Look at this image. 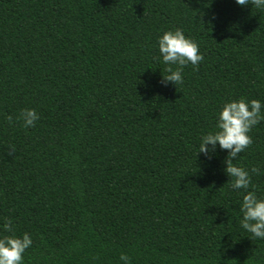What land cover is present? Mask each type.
I'll list each match as a JSON object with an SVG mask.
<instances>
[{
    "label": "trees",
    "instance_id": "16d2710c",
    "mask_svg": "<svg viewBox=\"0 0 264 264\" xmlns=\"http://www.w3.org/2000/svg\"><path fill=\"white\" fill-rule=\"evenodd\" d=\"M177 28L203 59L165 85ZM241 98L264 104L252 0H0V237H31L23 264H264L227 150L199 153ZM247 135L232 163L264 199V119Z\"/></svg>",
    "mask_w": 264,
    "mask_h": 264
},
{
    "label": "clouds",
    "instance_id": "9594fccd",
    "mask_svg": "<svg viewBox=\"0 0 264 264\" xmlns=\"http://www.w3.org/2000/svg\"><path fill=\"white\" fill-rule=\"evenodd\" d=\"M238 5H247L249 0H235ZM256 7H264V0H252ZM157 46L162 62L168 67L165 68L166 75L162 77V83L174 85L183 82L182 69L187 64L193 67L203 59L199 54L198 45L186 38L179 28L165 31L157 38ZM171 65H176L173 70ZM264 104L259 100L246 101L244 98L226 102L217 115L216 128L214 133H209L201 137L199 153L206 157L212 153L218 145L221 150H227V157L224 161L226 167L225 174L234 177L233 189H243L247 192L243 196L241 212L243 218L240 221L242 229L251 233L254 238L264 239V199H258L255 192L247 191L250 185V177L243 168L236 167L232 161L241 153L252 141L247 133L252 127L264 119ZM9 122L12 117H7ZM19 119L23 121L25 128H31L39 119L35 109H24L21 111ZM211 146V147H209ZM253 172L256 169L252 170ZM3 231H12L9 222L2 225ZM32 245L31 237L24 233L21 237L14 235H4L0 237V264H23V254ZM122 264H130L129 258L120 256Z\"/></svg>",
    "mask_w": 264,
    "mask_h": 264
}]
</instances>
